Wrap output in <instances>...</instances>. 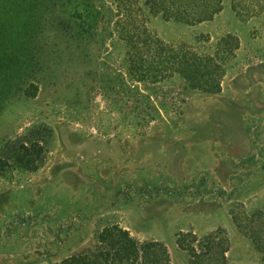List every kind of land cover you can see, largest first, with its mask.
Returning a JSON list of instances; mask_svg holds the SVG:
<instances>
[{
	"label": "rangeland",
	"instance_id": "374dc122",
	"mask_svg": "<svg viewBox=\"0 0 264 264\" xmlns=\"http://www.w3.org/2000/svg\"><path fill=\"white\" fill-rule=\"evenodd\" d=\"M233 6L195 26L140 14L162 42L216 55L211 93L179 74L138 79L112 0H0L15 57L0 75V152L26 142L39 158L0 171V264H58L114 226L172 264L190 263L183 235L192 247L217 233L226 264H263L245 229L264 220V12Z\"/></svg>",
	"mask_w": 264,
	"mask_h": 264
},
{
	"label": "trees",
	"instance_id": "16d2710c",
	"mask_svg": "<svg viewBox=\"0 0 264 264\" xmlns=\"http://www.w3.org/2000/svg\"><path fill=\"white\" fill-rule=\"evenodd\" d=\"M117 11L116 29L127 47L126 55L134 66L137 78L160 83L173 74L181 75L189 87L211 93L221 92L224 70L219 59L198 53L187 45L173 46L162 42L148 31L141 18L142 10L152 16H160L187 26H195L212 21L223 11L224 0H112ZM238 15L254 17L264 12V0H233ZM143 8V9H142ZM91 17H95L93 13ZM146 17V16H145ZM10 34L5 24L0 22V75L15 67L14 51L9 48ZM3 150V151H2ZM0 152V171L17 164L24 169H36L38 159H34L36 145L26 142L6 144ZM263 216V213H259ZM264 219V216H263ZM239 227L243 223L236 220ZM253 230L245 229L254 247L261 253L264 264V220L254 222ZM193 240H197L193 234ZM186 239L188 235H183ZM214 238V240H213ZM185 239L181 248L190 253L189 264H226L227 239L219 233L199 246H188ZM58 264H172L167 248L159 242H140L121 227L104 229L97 237L94 247L69 257Z\"/></svg>",
	"mask_w": 264,
	"mask_h": 264
}]
</instances>
